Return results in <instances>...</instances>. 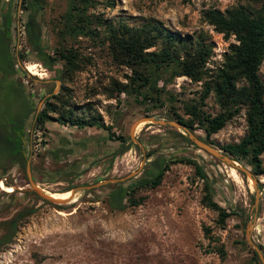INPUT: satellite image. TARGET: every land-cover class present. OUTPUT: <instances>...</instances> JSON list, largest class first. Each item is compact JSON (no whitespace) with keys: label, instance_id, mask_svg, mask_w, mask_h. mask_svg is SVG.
Instances as JSON below:
<instances>
[{"label":"rangeland","instance_id":"374dc122","mask_svg":"<svg viewBox=\"0 0 264 264\" xmlns=\"http://www.w3.org/2000/svg\"><path fill=\"white\" fill-rule=\"evenodd\" d=\"M37 2L42 6L37 20L43 28L46 53L55 58L57 53L70 51L76 66L70 70L59 61L50 71L34 60L25 45L27 13L22 0H11L17 28L13 45L6 49L0 45V126L9 130L8 123L27 125L26 150L35 184L48 193L64 194L71 186L94 185L131 173L137 174L133 179L147 177L151 163L159 157L186 158L193 163L169 162L160 185L137 191L134 197L141 204L123 212L107 204L117 183L79 190L68 204L59 206L32 191L26 169L13 167L0 178V221L24 209H34V213L0 251V264H262L258 256V261L254 258L246 234L253 225L251 240L264 255V176H255L263 186L256 211L252 182L242 177L243 186L237 185L224 164L179 136L188 138L183 129L141 122L133 134L141 147L130 138L131 126L148 116L188 123L197 137L218 149L242 139L247 132L244 108L210 137L198 122L199 116L222 112L215 95L205 94L204 83L223 68L237 44L234 35L219 33L204 16L210 10H255L261 4L255 0H93L86 10L84 34H79L72 30L81 25L79 18L69 15L72 0ZM149 19L209 45L203 81L170 80L165 73L159 76L151 98L136 94L135 75L113 59L107 29L136 27ZM24 53L23 65H39L43 77L25 76L19 64ZM258 75L264 86V58ZM56 80L60 82L57 90ZM140 91L149 92L143 87ZM55 95L51 100L54 112L48 113L52 120L44 129L34 130L37 110ZM69 113L79 120L94 119L100 127L60 124L59 114L69 117ZM108 134L121 137L127 150L114 156L119 142L108 140ZM261 160L264 164V154ZM196 164L205 178L197 174ZM129 180L121 183L127 185ZM211 196L226 213H235L223 224L219 211L207 204Z\"/></svg>","mask_w":264,"mask_h":264},{"label":"trees","instance_id":"16d2710c","mask_svg":"<svg viewBox=\"0 0 264 264\" xmlns=\"http://www.w3.org/2000/svg\"><path fill=\"white\" fill-rule=\"evenodd\" d=\"M73 6L69 11L70 16L79 18L81 25H75L76 33L84 34L85 23H87L86 10L91 6L93 0H72ZM261 4L259 9L246 10L235 8L222 13L218 10H210L205 13V20L215 27L219 33L234 35L237 44L231 47V53L226 56V61L215 76L205 81V94L212 92L222 112L214 117H198L207 137L221 130L226 122L241 108L245 109L247 132L237 143H229L220 149L231 159L246 167H251V172L256 176H264V164L261 156L264 154V86L258 75L259 66L264 58V0H255ZM22 8L27 13L24 24L25 45L31 56L40 62L45 68L54 71L59 61L65 62L67 68L74 69L76 57L70 51L57 53V57H51L44 49L43 28L37 20L39 10L42 6L37 0H22ZM9 22V21H8ZM81 26V27H79ZM80 28V29H79ZM109 45L113 59L119 65L130 68L135 78L133 86H136V94L143 96V99L152 97L158 78L161 74H168L170 80L178 77H186L192 81H203L205 63L209 55V45L203 41H194L190 35H183L180 32H173L167 29L162 23L149 19L140 26L129 27L119 25L117 28L108 27ZM7 31L0 34V45L5 49L9 48ZM5 39V40H3ZM25 53L19 56L21 63H24ZM36 62V63H37ZM66 68V69H67ZM15 72V70L13 69ZM26 77H31L22 69ZM62 81V77H58ZM168 82L167 79L164 83ZM146 88L149 92L142 94L140 88ZM124 90V89H122ZM57 95L47 98L42 109L34 118L33 128L36 131L44 129L45 124L52 120L49 112H54L51 100ZM34 105H31L30 112H34ZM58 121L62 125L76 126L77 128L100 127L94 119L89 121L72 118L59 114ZM10 128L6 130L0 126V178H2L13 167L26 169L29 132L27 125L21 126L8 123ZM190 130H196L192 125L177 121ZM185 141L187 137L179 134ZM108 140L119 142V149L114 156L124 153L128 146H125L121 137L113 138L108 134ZM203 141V140H202ZM193 144V143H191ZM211 145V144H210ZM169 162L193 163L190 159H170L165 157L156 158L151 163V170L147 177L130 179L127 185L117 183L108 194L107 204L113 211L123 212L129 207L141 204L135 200L134 194L139 190L152 189L160 185ZM196 172L200 177L205 178L202 168L196 164ZM71 186L65 191H70ZM259 190L263 186L259 183ZM209 207L219 211V221L223 224L230 216L226 211L218 207L217 203L208 197ZM34 209H24L13 217L0 221V251L10 245L21 226L22 221L31 216ZM260 248V247H259ZM257 260V254L254 252ZM254 259V260H255ZM255 260V261H256ZM258 261V260H257ZM256 264V263H255Z\"/></svg>","mask_w":264,"mask_h":264},{"label":"water","instance_id":"95a60500","mask_svg":"<svg viewBox=\"0 0 264 264\" xmlns=\"http://www.w3.org/2000/svg\"><path fill=\"white\" fill-rule=\"evenodd\" d=\"M19 64H20L21 68L23 70H25V68H23V63L19 62ZM28 75H29V73H28ZM55 83L57 85V88H56V90H57L59 88L60 82L56 80ZM56 90L53 92V94L56 93ZM44 100H45V98L41 102H43ZM37 113H38V110H37ZM37 113H36V115H37ZM141 122H148V123H152V124L157 125V126H163V127L171 126V127L183 129L186 132L189 140L194 144V146L198 150L203 151L204 153L210 155L212 158L220 161L225 166L235 169L237 174L240 175V177H244V178L250 180L252 182V184H253V187L255 188V191H256V193H255V203L254 204H255V210L257 211L258 206H259V202H260V195H261L260 190L258 188L259 180L255 177V175L251 172V170L249 168H247L244 165H239L237 162L233 161L229 155L225 154L222 150H220V149H218V148H216V147H214V146H212L210 144L205 143L199 137H197L195 135V133L190 132L184 126H182L180 124H177V123H170V122H166V121H158V120L154 119L153 117H148V116L143 117L141 119H138L130 128V138H131V140L134 143L139 145V147H141V145H140V143L138 141H136L133 138V134L135 132L136 127ZM30 160H31V157L29 156L27 158L26 173H27L29 185H30L32 191L38 197H40L41 199H43V200H45L47 202H50L52 204L59 205V206L68 204L73 199V197L75 196V194L79 190L87 191V190H90V189H95V188L101 187V186L106 185V184L121 183V182H125V181H127L129 179L135 178L137 176V174L131 173V174H129V175L125 176V177L119 178V179L106 180L104 182H101V183H98V184H94V185L77 186V187H75V188H73L72 190L69 191L70 192V197L68 199H65V200L54 199V198L50 197L49 195H47L32 180V178H31ZM252 229H253V225H250L248 227V229H247V234H246L247 235V242L251 245V247L253 248V250L257 254L260 262L262 264H264V255H263V253L261 252L260 248L257 245H255L252 242V240H251L250 232H251Z\"/></svg>","mask_w":264,"mask_h":264},{"label":"flooded vegetation","instance_id":"af4514ba","mask_svg":"<svg viewBox=\"0 0 264 264\" xmlns=\"http://www.w3.org/2000/svg\"><path fill=\"white\" fill-rule=\"evenodd\" d=\"M14 21L15 20L11 11V0H0V34L7 31V34L10 35V37L7 38L9 47L13 45L15 40V38H13V31H16L17 24H14ZM119 145L120 144L117 143L114 152L118 149Z\"/></svg>","mask_w":264,"mask_h":264},{"label":"bare ground","instance_id":"6f19581e","mask_svg":"<svg viewBox=\"0 0 264 264\" xmlns=\"http://www.w3.org/2000/svg\"><path fill=\"white\" fill-rule=\"evenodd\" d=\"M23 68L25 70H28V73H32L35 76L43 77L45 73L43 72L42 69L39 68V65L35 63H26V65H23ZM139 125V124H138ZM142 125V124H141ZM225 170L227 171L228 175L231 177V179L237 184V185H242L241 183L243 182L242 177L237 174L236 170L227 166H224ZM245 182V180H244ZM243 186V185H242ZM43 190V189H42ZM47 195L54 199H61L65 200L70 197V192H66L64 194H54V193H48L47 191L43 190Z\"/></svg>","mask_w":264,"mask_h":264},{"label":"built area","instance_id":"2783aa9c","mask_svg":"<svg viewBox=\"0 0 264 264\" xmlns=\"http://www.w3.org/2000/svg\"><path fill=\"white\" fill-rule=\"evenodd\" d=\"M31 157V156H30Z\"/></svg>","mask_w":264,"mask_h":264}]
</instances>
